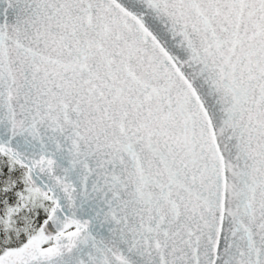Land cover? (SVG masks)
Listing matches in <instances>:
<instances>
[{
	"label": "snow or ice",
	"instance_id": "6c2138e0",
	"mask_svg": "<svg viewBox=\"0 0 264 264\" xmlns=\"http://www.w3.org/2000/svg\"><path fill=\"white\" fill-rule=\"evenodd\" d=\"M0 264H264V0H0Z\"/></svg>",
	"mask_w": 264,
	"mask_h": 264
}]
</instances>
